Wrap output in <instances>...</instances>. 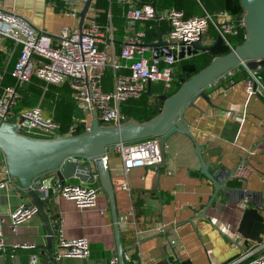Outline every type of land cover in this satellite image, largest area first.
Wrapping results in <instances>:
<instances>
[{
  "label": "crops",
  "instance_id": "1",
  "mask_svg": "<svg viewBox=\"0 0 264 264\" xmlns=\"http://www.w3.org/2000/svg\"><path fill=\"white\" fill-rule=\"evenodd\" d=\"M197 1L203 12L227 8L229 10L224 11L234 18H242L244 14L242 7L238 10L232 6L234 0ZM202 1L207 9H204ZM113 4L121 8L123 38L124 6L117 2ZM93 5L98 8L95 3ZM83 6L78 0H0V9L22 16L38 31L51 37L56 36L64 25L78 29V12ZM170 7L183 10V0H157L158 9ZM98 9L100 14L103 10ZM193 15L196 14L185 17ZM107 17L108 9L104 22L100 21L99 15L98 22L107 23ZM111 23L115 28L116 39L119 32L115 24ZM148 25L153 27L149 28ZM135 28L145 30L146 41L154 43L159 39V34H162V40L165 39L168 23L166 20L137 23ZM217 35L210 27L201 43L213 45ZM99 47L104 48L102 44ZM120 49L121 45L115 41L113 56L123 65L120 72L128 74V68L124 67L126 61L119 57ZM201 53L176 60L173 63V80L185 77L182 73L188 69L184 67L186 65H193L200 70ZM18 54V47L13 49L10 41L0 37V73L8 75L9 78L5 80L8 78L12 83L9 73ZM152 54V51L145 53L148 57ZM235 75L238 78H233ZM243 76L241 69L237 68L226 79L213 81L204 89L207 99L197 96L193 105L186 107L182 113V119L202 147V157L210 173L230 176H221L225 182L217 193L215 184L200 172V161L194 153L193 141L184 133H172L161 146L164 153L162 164L133 168L126 175L122 173L118 153L108 147V169L115 189L123 257L124 254L127 256L124 261L134 264H226L237 257L243 248L253 247L264 239V89L261 87L255 95H248L244 89ZM258 77L264 83V73ZM231 81H234L232 86ZM102 85L106 91L112 89V72L110 85L107 87L104 79ZM168 89L153 88L152 83L149 95L166 94ZM40 107L45 115L53 116L52 109ZM69 126L60 125V129L67 131ZM78 127L85 131L82 125ZM157 138L160 141V137ZM3 164L0 151V169ZM42 179L43 187L59 185L48 174ZM10 180V185L0 191L1 228L6 243L5 250L0 254V264H50L46 239L48 233L39 213L20 224L15 232L11 230L10 212L18 203L26 204L31 198L22 200L24 192L18 181ZM120 181H126L128 189L122 188ZM68 183L81 182L71 177L65 181V184ZM91 185L99 189L94 207L78 208L73 201L54 194L53 206L47 211L53 230V254L59 250L57 240L60 236L67 239L84 237L90 244L89 257L54 258V264H104L116 256L108 198L98 180ZM203 211L205 217L199 216ZM161 222L167 226L164 231L158 232L157 226ZM17 242L34 243L35 247L15 248L13 245Z\"/></svg>",
  "mask_w": 264,
  "mask_h": 264
},
{
  "label": "built area",
  "instance_id": "2",
  "mask_svg": "<svg viewBox=\"0 0 264 264\" xmlns=\"http://www.w3.org/2000/svg\"><path fill=\"white\" fill-rule=\"evenodd\" d=\"M86 0H78L83 6ZM107 23L98 22L99 9L92 4L86 12L81 31L64 25L56 36H49L38 31L27 19L10 11L0 9V37L10 41L12 48H19L10 76L12 84L3 87L0 93V123L6 118L15 119L16 128L21 127L22 135L40 139H50L59 136L72 135L80 124L87 130L91 115L101 125H119L125 122L121 115V104L131 98L141 96L149 83L159 82L168 89L173 80L174 54L181 45H189L194 41H202L203 36L212 27L223 38L222 44L232 48L227 39L229 34L236 35L240 25L227 11L219 10L209 13L185 17L183 10L170 7L157 8V0H107ZM117 2L124 6V36L120 42L119 57L126 61L124 67L129 73L123 74V65L113 56L115 43V28L111 23V5ZM65 13H69L64 10ZM73 14V12H71ZM166 20L165 46L171 51L170 55L148 57L146 52L153 53L151 42L146 41L145 30L136 29L137 23L157 22ZM149 28L153 25H148ZM103 45V49L99 45ZM243 66V65H242ZM245 68V66H243ZM112 72V89L104 90L102 79L105 71ZM246 69V68H245ZM232 68L216 78L226 79L234 73ZM247 70V69H246ZM37 77L45 84L60 85L67 82L72 90V96L80 109L85 113L81 120L73 122L67 131L60 132V125L52 116L45 115L40 105L15 110L19 100L18 88L28 84L31 77ZM3 73H0V80ZM231 86L234 81H231ZM243 85L248 95H255L263 87L261 79L252 71L247 70L243 77ZM22 119L20 122L19 120ZM121 159L122 173L126 175L133 168L157 167L164 162V153L157 137L136 141L119 142L111 146ZM108 147L103 156L98 159L104 168L109 166ZM75 162H85L84 157L74 156ZM10 177L5 164L0 169V191L10 185ZM121 187L128 189L126 181L119 182ZM53 194L74 202L78 208L94 207L97 202L99 189L91 184L68 183L52 188ZM38 213L34 206L20 202L10 212L11 230L16 231L20 224L26 222ZM0 219V254L5 250L6 243L1 228ZM166 223L161 222L157 231H164ZM15 248H33L34 243H15ZM58 252L56 260L67 258H87L90 256V244L84 237L63 238L57 240ZM127 256L124 254V258ZM104 264H118L116 256ZM226 264H264V239L253 247L243 248L232 261Z\"/></svg>",
  "mask_w": 264,
  "mask_h": 264
},
{
  "label": "water",
  "instance_id": "3",
  "mask_svg": "<svg viewBox=\"0 0 264 264\" xmlns=\"http://www.w3.org/2000/svg\"><path fill=\"white\" fill-rule=\"evenodd\" d=\"M90 2L91 0H86L83 8L78 12L79 31L82 29ZM240 4L244 14L242 19L237 22L244 30V41L232 47L228 52L215 56L192 76L187 78V73L185 77H180V86L173 94H158L157 97L163 101L162 109L147 121L127 120L119 125H101L94 115H91L87 130L79 134L50 139L22 135L21 127L16 128L15 119L12 117H8L0 123V151L4 164L10 179H16L22 188L24 192L22 200L26 201L27 197L31 198L26 205L36 207L46 225L50 264H54V254L51 250L53 230L47 211L49 207L53 206L54 194H52L51 186H42L44 179L42 177L46 174L50 175L52 179H56L60 186L64 185L65 181L71 177H75L85 184H93L98 180L101 189L108 198L118 264H125L113 179L110 170L98 162L108 146L119 142L153 137H160V145L163 146L172 133H184L193 141L194 153L200 161V172L215 184V193L220 190L225 182V179H221L224 174L210 173L209 166L202 157V147L195 141L187 124L182 119V113L186 107L193 105V100L197 96L207 99L205 87L238 65H243L254 73H264V0H240ZM161 36L162 34H159V39L151 43L154 48L153 57L171 54ZM222 41V36L218 34L213 45H203L200 41H194L186 46L181 45L174 57L176 60H181L199 52L214 50L222 45ZM145 94H151V83L148 84ZM74 156L84 157L88 160L82 163L75 162L72 159ZM224 178H230V176L226 175ZM199 216L205 217V211L200 212Z\"/></svg>",
  "mask_w": 264,
  "mask_h": 264
},
{
  "label": "trees",
  "instance_id": "4",
  "mask_svg": "<svg viewBox=\"0 0 264 264\" xmlns=\"http://www.w3.org/2000/svg\"><path fill=\"white\" fill-rule=\"evenodd\" d=\"M204 4V9H207ZM108 1L107 0H95V6L101 8L103 11L99 14V19L101 22H104L106 18V12L108 9ZM232 6H235L241 9L240 0H234ZM121 8L117 4L111 5L112 12V22L115 24L119 36L115 39L116 43H119L122 40V24H121V16L120 10ZM183 10L186 16L192 14H203L201 5L197 0H183ZM219 10H229L227 8H218V9H208L209 13H214ZM227 39L231 43L232 47L242 43L245 39L244 30L240 27L236 35L229 34ZM230 50L229 47L225 45H221L219 48L205 51L201 53V61L202 68L206 66L215 56L222 55ZM184 67H188V69H184V75L188 73V77L192 76L199 70L195 68L193 65H186ZM201 68V69H202ZM240 68L243 72L244 76L247 74V70L242 66L238 65L235 69ZM1 71V70H0ZM3 73V72H1ZM180 74V75H182ZM257 76L262 73H255ZM9 76L3 73V78L0 80V93L4 86L11 84L12 82L8 81ZM181 77V76H180ZM178 77V78H180ZM233 78H238V75H235ZM104 83L108 87L110 85L111 72L105 71ZM5 80V81H4ZM171 87L167 90L166 94H173L180 86L179 79L172 80ZM68 83H63L60 85L55 84H45L43 81L38 79L37 77H31L30 81L27 85L18 88L19 100L15 106V110L18 111L25 107H34L36 105H41L42 107H46L48 109H52L53 112V120L57 122L62 127L71 125L75 120L80 119L84 116L82 110L76 105V102L72 96V90L67 85ZM152 97V98H151ZM163 101L157 96L145 95L144 93L137 97L131 98L124 101L121 105V115L125 121L133 119L137 122L147 121L154 116H156L162 108ZM65 129H61L60 132L64 133ZM83 132V130L77 126L74 134H79ZM125 264H134L132 261H125Z\"/></svg>",
  "mask_w": 264,
  "mask_h": 264
},
{
  "label": "rangeland",
  "instance_id": "5",
  "mask_svg": "<svg viewBox=\"0 0 264 264\" xmlns=\"http://www.w3.org/2000/svg\"><path fill=\"white\" fill-rule=\"evenodd\" d=\"M207 34V33H206ZM206 34L203 36V39H202V42H203V40H204V37L206 36ZM161 87H164L161 83H159V82H155V83H153V88H156V89H161ZM65 136V135H64Z\"/></svg>",
  "mask_w": 264,
  "mask_h": 264
}]
</instances>
